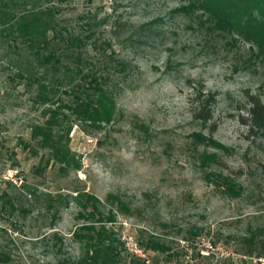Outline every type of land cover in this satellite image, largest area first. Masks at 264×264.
I'll list each match as a JSON object with an SVG mask.
<instances>
[{
  "label": "rangeland",
  "instance_id": "374dc122",
  "mask_svg": "<svg viewBox=\"0 0 264 264\" xmlns=\"http://www.w3.org/2000/svg\"><path fill=\"white\" fill-rule=\"evenodd\" d=\"M184 6V0H70L59 6L63 26L79 33L90 24L85 56L104 71L115 101L108 124L89 127L70 119L68 147L78 168L64 174L56 164L40 163L46 151L34 155L25 147H35L31 128L44 121L42 110L33 103L34 88L0 59V175L10 178L0 183V196L14 206L0 201V251L11 264H73L79 258L72 238L83 223L79 207L56 203L54 219L48 207V196L75 192L94 197L105 215L113 212L107 227L124 242L127 258L165 264L136 246L153 234L187 247L166 264H198L192 260L197 252L210 254L208 264L254 261L235 241L264 226V147L238 117L246 116L247 96L264 104V56L238 33L206 23L201 12L176 11ZM199 92L215 96L207 124L192 118ZM211 174L241 186L242 193L224 194ZM109 196L129 212L119 211ZM189 229L202 230L193 246L183 240Z\"/></svg>",
  "mask_w": 264,
  "mask_h": 264
},
{
  "label": "trees",
  "instance_id": "16d2710c",
  "mask_svg": "<svg viewBox=\"0 0 264 264\" xmlns=\"http://www.w3.org/2000/svg\"><path fill=\"white\" fill-rule=\"evenodd\" d=\"M69 1L0 0V59L15 71L19 79L34 88L33 103L41 108L44 118L41 124L31 128L30 138L35 147H25L30 148L34 155L40 150L46 151L47 154L40 157V163L58 165L61 174L74 167L75 163V155L68 147L70 119L96 127L100 123L108 124L115 115L114 96L107 88V79L102 74L104 71L101 72L85 56L88 40L93 37L90 24L85 22L84 30L76 33V30L59 22V6ZM184 1L187 6L177 12H201L206 17V23L222 31L238 33L256 46L258 56H264V0ZM247 102L246 116H239L238 122L246 128L252 140H259V146L264 147V104L253 95L247 96ZM214 104L213 94L197 93L191 103L193 120L201 124L210 123ZM195 138L205 141L198 135ZM204 143L221 148L212 142ZM211 178L229 197H238L242 193L241 186L229 179L215 174H211ZM48 198V207L54 210L53 219L58 213L54 207L56 203L67 206L74 201L80 209L77 219L83 223L72 233L73 240L79 244L80 256L73 264H160L161 261L150 263L145 259L124 256V242L112 228L107 227L115 221V215L112 211L106 215L101 212L99 202L89 194L75 192V196ZM108 198L115 201L119 211L129 212L118 198ZM0 201L14 210L11 199L5 193L0 196ZM22 212L29 213L28 210ZM201 233L202 230L198 229L187 230L183 237L185 244L193 246ZM174 242L150 234L141 236L136 246L143 253L155 254L166 264L174 262L187 249L182 247V251L179 245L174 247ZM235 243L241 248L243 257L254 258V261L244 259L243 264H260L258 260L264 259V226L250 228ZM209 259L210 254L197 252L192 260L208 264ZM11 263L10 255L0 251V264ZM226 263L224 260L218 262Z\"/></svg>",
  "mask_w": 264,
  "mask_h": 264
},
{
  "label": "built area",
  "instance_id": "2783aa9c",
  "mask_svg": "<svg viewBox=\"0 0 264 264\" xmlns=\"http://www.w3.org/2000/svg\"><path fill=\"white\" fill-rule=\"evenodd\" d=\"M10 178L6 177V176H1L0 175V183L1 182H4V181H8ZM139 252V255H140V251H135V253H138ZM260 262V264H263L264 263V259H259L258 260Z\"/></svg>",
  "mask_w": 264,
  "mask_h": 264
}]
</instances>
